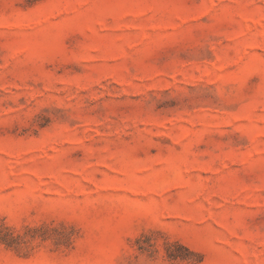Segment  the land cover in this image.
<instances>
[{"label":"rangeland","instance_id":"obj_1","mask_svg":"<svg viewBox=\"0 0 264 264\" xmlns=\"http://www.w3.org/2000/svg\"><path fill=\"white\" fill-rule=\"evenodd\" d=\"M0 264H264V0H0Z\"/></svg>","mask_w":264,"mask_h":264}]
</instances>
